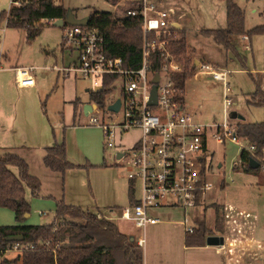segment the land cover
<instances>
[{
    "label": "built area",
    "instance_id": "built-area-1",
    "mask_svg": "<svg viewBox=\"0 0 264 264\" xmlns=\"http://www.w3.org/2000/svg\"><path fill=\"white\" fill-rule=\"evenodd\" d=\"M117 10L118 5H125ZM114 7L112 17L122 25L137 23L140 25L143 40L141 61L137 67H127L122 56L109 54L106 37L99 27L94 25L64 24L63 45L70 48L73 56L62 65L53 67L64 76L73 74L93 80L95 87L105 89L106 79L115 76L109 82H120V96L100 105L96 101L87 102L92 107L84 112L86 124L97 125L103 132L105 148L115 146L116 136L131 128H140V138L129 148L118 149L116 161L125 170L132 188L139 192L137 199L123 207L120 215L115 216L132 220L143 229V235L135 239L142 248L145 246V228L147 224L160 219L151 215L150 210L162 206H180L185 210L197 205L204 193L213 187L207 179L212 168L213 153L208 146L209 137L225 144L231 141L264 161V154H256L255 144L238 134L237 122L227 119V108L232 102V88L228 81L227 67H221L210 61L194 59L196 71L199 69L205 77L219 81L223 85L224 117L220 121L204 123L185 111V88L176 82V73L184 69V64L176 57L171 48L170 37L178 28L169 10L158 7L151 0H118L111 3ZM119 11V14L117 13ZM123 17L127 20L124 21ZM54 18H44L36 24L54 23ZM248 39L247 35L243 36ZM33 67L17 68V83L21 87L35 84ZM264 72V68L262 69ZM159 75L154 82L155 74ZM156 85V103H150L152 88ZM120 101L117 111L108 108ZM264 151V149H263ZM120 154V155H119ZM242 164L239 156L233 160V169ZM264 166V165H263ZM99 218L107 216L98 212ZM254 215L245 211L235 213L224 209L223 220L226 229L218 234L223 243L230 239L246 237L254 227ZM186 231H192L194 225L189 215L185 217ZM33 243L15 240L0 252L7 250L22 253L33 248Z\"/></svg>",
    "mask_w": 264,
    "mask_h": 264
},
{
    "label": "rangeland",
    "instance_id": "rangeland-1",
    "mask_svg": "<svg viewBox=\"0 0 264 264\" xmlns=\"http://www.w3.org/2000/svg\"><path fill=\"white\" fill-rule=\"evenodd\" d=\"M61 2L70 10L74 15L79 18L89 16L90 14H113L114 7L110 2L105 0H55ZM158 7L169 10L172 16L184 12V17L181 22L187 27L188 42L191 46L189 49H194L193 55L196 59L202 61H210L221 67L226 66L230 70L228 73V81L232 88V104L227 108V119L230 122H236L238 118L231 116L232 112H236L244 116L246 121H261L264 117V109L261 106L251 104L247 101L249 92L255 88L254 81L251 77H262V87L264 88V73L259 70L252 71L256 66L258 69L263 66V37L261 35L253 36V51L247 50L249 42H243L239 37L235 41L240 45L241 49L246 52L247 57L240 52L241 56H245L246 68L242 66L237 57L230 58L231 56L219 44H217L211 37L202 35L199 32L200 28H217L223 27L226 23V3L225 0H151ZM237 3L245 11V26L251 28L263 21L264 0H236ZM128 3L118 5L117 10H122ZM11 0H0V13L2 11H9ZM119 14V11H117ZM44 26L41 33L34 39L29 40L25 29L11 27L6 24V19H0V92H7L8 98H0V104H12L17 96V90L13 81V75L5 73L3 77V69L7 68L10 64L17 63V65H27L33 67V72L37 75L39 81H43L47 92L41 97V105L45 104V108L52 120L60 122L64 119V124L72 122L73 118V100L79 97L81 103L94 101L91 97L92 91L95 89L93 80L81 76L75 77L71 74L70 77L58 78L56 83L57 71L53 68L56 62L61 63L63 56L67 63L71 60L72 53L69 47L63 45V28L62 26L55 25L54 23H42ZM226 51V52H225ZM226 59V60H225ZM226 61H228L227 64ZM263 69V68H262ZM47 72V79L40 77V72ZM262 71V70H261ZM88 89V90H87ZM120 96V82L116 81L106 88L104 96V105L109 101ZM7 101H6V100ZM4 102V103H3ZM98 103V102H97ZM100 104V103H99ZM103 107V104H100ZM184 109L186 112L191 113L195 119L204 123H211L214 120L220 121L224 117L223 106V85L219 81H212L210 78L199 71L195 72L186 81L185 86V103ZM78 109L76 114L79 117ZM86 116L81 114L79 122L85 123ZM92 127V128H91ZM88 130H80L75 132V137L82 138V140L91 141L94 138L101 139L100 149L95 148V161L102 163V169H97L92 173V182L95 178L102 182L109 181L110 176L105 175L106 172H112L114 176L125 178L128 180L125 170L116 161V152L118 149H126L131 147L141 136L140 128H131L124 133H119L116 136L115 146L113 148H105L103 143V134L100 128L91 126ZM208 146L213 153L212 168L207 173V179L213 182V187L207 190L203 196V205L211 202L227 204L235 201L241 205H248L246 201L255 205L256 198L259 195L245 198L244 196L233 192L234 185L242 186L247 182L244 177H240V173L244 172L243 169H233V160H235L240 150L238 145L231 141H226L225 144L216 142L212 137H209ZM106 162V164H104ZM219 162H223L222 166H218ZM83 165V164H81ZM83 168V167H82ZM105 168V169H104ZM16 171L15 167H12ZM256 173L258 177L263 176L262 172ZM111 174V173H109ZM95 176V177H94ZM251 179L252 175H249ZM225 179L229 184L226 188H221L220 183ZM233 181H232V179ZM104 179V180H103ZM106 179V180H105ZM253 189L257 191V184L253 180ZM249 183V182H247ZM29 189L27 188L26 197H29ZM261 199V198H260ZM233 203V202H232ZM170 211H153L150 210L151 215L158 217L161 221L170 218L184 217L183 208L180 206L166 207ZM202 208V207H201ZM200 208V209H201ZM96 210V209H95ZM40 211H45L43 214ZM102 213L107 216H112V221L115 222L118 228L126 233L128 236L137 239L143 235V229L135 225L132 220H125L115 216H119L121 208L113 207L111 211L109 208H103ZM32 215L25 217L22 223L24 224H37L51 221L53 213L48 208L41 210L30 209ZM212 209H207L206 214L208 220L212 219ZM223 215V209H219L218 216ZM15 212L12 208L0 206V225L15 224ZM151 224H147L145 228L146 242L143 247L144 258L146 263L151 258L150 252H157L156 243L162 244L161 252L170 251L176 252V245L174 240H171L167 232L154 234L150 231ZM213 235V234H212ZM18 255L16 251L7 250L0 256V261L3 257L14 258ZM9 264H22L21 260L11 262Z\"/></svg>",
    "mask_w": 264,
    "mask_h": 264
},
{
    "label": "trees",
    "instance_id": "trees-1",
    "mask_svg": "<svg viewBox=\"0 0 264 264\" xmlns=\"http://www.w3.org/2000/svg\"><path fill=\"white\" fill-rule=\"evenodd\" d=\"M115 3L118 0H105ZM226 23L218 28H201L199 32L211 37L221 45L227 53L237 57L246 68L245 56L235 43L237 36L255 35L264 37V11L263 21L251 28L245 26V11L236 0H225ZM68 9L61 2L55 0H11L9 11H2L0 19H6V24L11 27L23 28L29 40L37 37L43 24L36 23L44 18H66ZM123 20L127 19L123 17ZM87 25L100 28L106 37V48L109 54L122 56L127 67H137L141 61V45L143 33L137 23L122 25L113 19L112 14H90ZM171 48L176 57L185 65L182 71L176 73L177 84L185 88L186 81L195 74L196 58L187 42L185 28H175L170 37ZM193 52V53H192ZM261 73H264L260 71ZM115 76L104 82L105 89L92 91L94 101L104 105L106 88ZM255 88L249 92L247 101L261 106L264 109V88L262 77L251 75ZM77 108L80 99L74 101ZM238 134L245 140L255 144V153L264 154V118L261 121L251 122L237 120ZM43 158L44 164L51 170L64 173L69 168L79 166L67 159L65 141L49 146ZM242 164L234 169H243L248 172L264 170V161L257 159L247 150L240 153ZM255 158L259 163L258 168H251L250 158ZM16 168V171L12 169ZM264 184V175H263ZM224 185V181L221 186ZM27 188L34 197L40 195L41 180L30 172L28 162L14 152L0 155V206L10 207L15 212L16 223L0 225V248L15 240L10 236L22 234L23 242L33 243V248H28L14 258L3 257L0 264H9L21 260L22 264H144V251L134 238L122 232L117 224L105 217L97 216L99 210L84 209L81 206L68 204L64 199L56 200L54 217L50 222L37 224H24L25 214L30 212L31 204L26 197ZM134 189L129 186L130 200L133 203ZM197 199V203H199ZM194 228L186 231L185 241L188 245L204 244L209 235L223 231L224 220L217 217L214 228L209 227L204 216L194 217ZM4 252H0V256Z\"/></svg>",
    "mask_w": 264,
    "mask_h": 264
},
{
    "label": "crops",
    "instance_id": "crops-1",
    "mask_svg": "<svg viewBox=\"0 0 264 264\" xmlns=\"http://www.w3.org/2000/svg\"><path fill=\"white\" fill-rule=\"evenodd\" d=\"M76 16V15H75ZM88 16V15H87ZM77 17V16H76ZM86 17V16H85ZM184 17V12H180L174 16L175 23L179 28H185L186 25L181 22ZM83 18V17H82ZM225 25V24H224ZM220 25V26H224ZM206 28V27H205ZM218 28V27H217ZM201 29V28H200ZM199 29V30H200ZM188 32V31H187ZM244 35L240 36L243 42H249L247 44V50L253 51V37L244 39ZM239 37V36H237ZM263 37V36H262ZM236 39V38H235ZM188 42V37H187ZM236 43V41H235ZM188 45L191 46L188 42ZM238 50L247 57L240 45L237 44ZM226 52V51H225ZM263 55H264V37H263ZM227 57L234 58L227 55ZM264 59V57H263ZM226 60V59H225ZM246 62V64H247ZM67 61L63 56L61 63L56 62L54 65L62 66ZM226 61L225 64H227ZM53 65V66H54ZM28 67L27 65L10 64L7 68L3 69L1 74L3 77L5 73L13 75V81L16 84L17 96L12 104H0V155L6 152H14L24 158L30 167V172L38 176L41 180L40 195L34 197L30 194L29 200L31 207L34 210H41L42 208H48L51 213H55L56 200L64 199L68 204H74L81 206L84 209H91L93 211L99 210L101 212L103 208H109L111 211L113 207L123 208L131 204V198L129 194V179L120 178L114 176L112 172H106L109 175V181L101 182L95 178V182H92V173L97 169H102L100 161H95V148L102 144L100 138H94L92 142L82 140V138L75 137V132L80 130H88L91 126L100 128L97 125L84 124L83 122L77 123L80 120L81 114L84 113L83 107L87 102L78 104L75 108L73 103V118L69 124H64V119L60 122L52 120L48 111L45 108V104L41 105V97L47 88L43 81H39L37 75L33 72L35 77V84L29 87H21L17 83V68ZM223 67H227L223 66ZM54 68V67H53ZM264 68V60L263 66ZM256 66L252 71H261ZM55 69V68H54ZM1 71V70H0ZM56 83L61 75L64 76L61 71L57 70ZM5 72V73H4ZM40 77L47 79V72L41 71ZM213 81V80H212ZM7 92H0V98H8ZM10 97V96H9ZM79 98V97H78ZM76 99V98H75ZM74 99V100H75ZM6 100V99H5ZM73 100V101H74ZM7 101V100H6ZM91 102V101H88ZM4 103V102H3ZM80 110L79 117L77 118L76 111ZM232 114V113H231ZM264 118V117H263ZM244 120V119H242ZM81 121V120H80ZM237 122V121H236ZM256 122V121H255ZM92 128V127H91ZM101 129V128H100ZM102 131V129H101ZM103 134V132H102ZM65 141L66 144V156L67 159L79 166L67 169L64 173L51 170L43 161L46 154V150L49 146H53L55 143ZM83 164V165H81ZM106 164V162L104 163ZM223 162H219L218 166H222ZM83 167V168H82ZM105 169V168H104ZM244 171V170H243ZM264 175V170H260ZM240 177H244L247 182L242 186L236 184L233 186V192L244 196L245 198L258 196L256 198L255 205L246 201L248 205H241L240 203H234L235 201L227 204L211 202L207 205H203V198L193 208L188 210L183 209L184 217L170 218L166 220H159L156 223H150V231L154 234H160L161 232H167L171 240H174L176 245L175 251H163L161 252L162 244L156 243L157 252H150L151 259L147 261L148 264H264V184L263 176L258 177L256 173L244 171L241 172ZM255 179L257 184V191L252 187L254 184L250 176ZM95 177V176H94ZM232 179V178H231ZM104 180V179H103ZM224 181V185L221 183ZM233 181V179H232ZM220 183L221 188H226L229 184L223 178ZM139 195V192L134 190L133 200L135 201ZM256 196V197H257ZM261 198V199H260ZM173 206H162L153 208V211H160L165 213L169 208ZM202 207V208H201ZM210 207L212 209V219L208 220L206 211ZM201 208V209H200ZM231 211L232 213L240 210L249 212L254 215V227L248 231L246 237H240L237 239H230L225 242L224 245H211L206 242L199 245H188L185 241L186 229H185V217L189 215L191 223L195 225L194 217L196 215L204 216L208 222L209 227L214 228L215 221L218 216L219 209ZM96 209V210H95ZM165 211V212H164ZM45 211H40L44 213ZM32 215L31 212L26 213L25 217ZM219 218L223 219V215ZM50 222V221H48ZM224 229H226L224 224ZM223 229V231H224ZM213 233L220 234L221 232ZM144 251V250H143ZM8 258V257H7ZM22 262V261H21ZM145 263V258H144Z\"/></svg>",
    "mask_w": 264,
    "mask_h": 264
},
{
    "label": "water",
    "instance_id": "water-1",
    "mask_svg": "<svg viewBox=\"0 0 264 264\" xmlns=\"http://www.w3.org/2000/svg\"><path fill=\"white\" fill-rule=\"evenodd\" d=\"M69 10V9H68ZM89 16L83 17V18H79L76 17L72 12H70V10L68 11V15L66 18H58L54 21L55 25L58 26H63L64 24H72V25H86L87 21H88ZM159 79V75L158 73L155 74L154 77V82H157ZM88 90V89H87ZM102 90V86H96L94 91H101ZM150 103L154 104L156 103V85L153 86L152 88V96H151V100ZM120 105V101L117 100L115 103L110 104L108 106L109 109L117 111ZM92 107V104L90 103H86L83 107L84 112H87L88 110H90ZM232 117L234 118H238V119H244V116L237 114L236 112H232L231 114ZM120 155V154H119ZM249 165L251 168H258L260 163L253 157L250 158L249 160ZM23 235L22 234H17V235H13L10 236L9 239L11 240H23ZM132 238V237H131ZM207 243L211 244V245H218V244H222L223 243V237L213 234V235H209L207 237Z\"/></svg>",
    "mask_w": 264,
    "mask_h": 264
}]
</instances>
